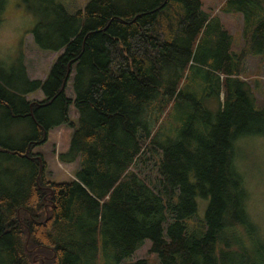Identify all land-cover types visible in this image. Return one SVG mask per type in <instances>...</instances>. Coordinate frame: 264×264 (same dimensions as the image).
<instances>
[{
	"label": "trees",
	"instance_id": "16d2710c",
	"mask_svg": "<svg viewBox=\"0 0 264 264\" xmlns=\"http://www.w3.org/2000/svg\"><path fill=\"white\" fill-rule=\"evenodd\" d=\"M220 10L242 14L239 50L200 0L49 6L54 20L31 30L39 48H62L45 78L0 63V264H149L131 259L146 240L154 264H261L234 237L255 226L233 158L237 137L264 134L244 78L246 57L264 60V0ZM38 90L44 99H26ZM63 124L59 160L78 167L56 182L34 148ZM197 196L208 199L203 219Z\"/></svg>",
	"mask_w": 264,
	"mask_h": 264
},
{
	"label": "rangeland",
	"instance_id": "374dc122",
	"mask_svg": "<svg viewBox=\"0 0 264 264\" xmlns=\"http://www.w3.org/2000/svg\"><path fill=\"white\" fill-rule=\"evenodd\" d=\"M57 1L73 13L78 8H82L87 0H3V19L0 23V63L3 66L9 67L21 61L28 78H45L50 64L62 48L58 51L39 48L34 42L31 30L41 18L47 23L54 20L56 16L52 13L47 19L45 17L49 6ZM224 1L200 0L201 10L208 18L215 16L220 19L223 28L232 36V49L239 50L242 45V14L220 10ZM48 31V26L44 25L39 29L38 34ZM260 59L263 60L262 57ZM260 59L259 56L251 55L244 60V78L252 87L257 107L264 106V61ZM258 62L260 64H257ZM65 92L68 96H72L71 80ZM25 97L29 100L44 99L40 90L27 93ZM70 117L72 120L76 118L73 105L70 106ZM71 131V127L66 124L57 125L50 129L46 142L34 148V151L42 153L45 158L48 180L64 182L73 177L76 163L59 160V154L68 149ZM233 162L247 192V216L252 226H255L252 227L253 229L236 228L234 237L237 244L246 247L261 264H264V248H261L260 253L255 252L256 240L264 243V134L237 137L234 141ZM149 168L150 165H147L142 169L149 170ZM196 200V219H198L197 215L203 219L208 199L197 196ZM149 247L150 241L146 240L131 259L145 257L149 264L157 263L154 254L148 252ZM44 260L43 255L38 259L33 258L34 264H44ZM127 260L128 258L125 261Z\"/></svg>",
	"mask_w": 264,
	"mask_h": 264
},
{
	"label": "crops",
	"instance_id": "0c3cea01",
	"mask_svg": "<svg viewBox=\"0 0 264 264\" xmlns=\"http://www.w3.org/2000/svg\"><path fill=\"white\" fill-rule=\"evenodd\" d=\"M259 59H260V57H259ZM261 60V59H260ZM262 62L264 61V60H261ZM260 62V61H259ZM257 63V64H260V63ZM264 63V62H263ZM73 162H75L76 163V167H75V170L77 169V167H78V162H77V160H75V161H73ZM68 163H72V162H68ZM74 170V171H75ZM73 178V177H72Z\"/></svg>",
	"mask_w": 264,
	"mask_h": 264
}]
</instances>
